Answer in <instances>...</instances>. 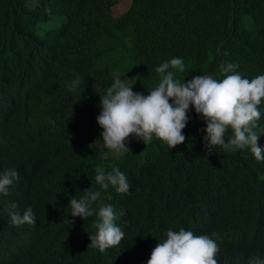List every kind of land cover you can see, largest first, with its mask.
Instances as JSON below:
<instances>
[{
  "label": "trees",
  "instance_id": "1",
  "mask_svg": "<svg viewBox=\"0 0 264 264\" xmlns=\"http://www.w3.org/2000/svg\"><path fill=\"white\" fill-rule=\"evenodd\" d=\"M121 1L0 0V78L4 70L41 69L52 59L54 82L29 106L35 116L46 113L47 121L55 126L42 131L35 145L41 149L56 144L62 151L80 152L74 169L89 179L103 162L101 152L88 145L100 127L96 120L102 110L100 96L106 95L113 73L136 77L132 90L142 94H149L158 83L155 69L173 58L185 63V72L176 73L182 82L195 75L222 79L221 62L236 64V71L249 80L264 75V0H131L129 8L118 15L115 9ZM74 61L82 65L80 71L73 68ZM77 76L79 87L69 91ZM258 110V145L264 147V132L260 131L264 99ZM188 116L182 133L185 142L177 150L132 143L123 166L132 175L133 187L124 197L113 199L117 194L109 192L112 199L104 201L116 214L121 210L127 214L126 219L125 214L118 215L125 230L121 243L103 253L88 247L89 235L97 231L94 214L64 231L60 245L66 243L65 238L75 242H69V250H62L58 264H69L76 256L77 264H147L151 247L166 239L169 229L181 228L216 240L218 264H250L253 258L264 257V231L257 229L264 225V160L257 161L249 149L226 152L217 147L226 168L240 162L244 189L238 201H245L234 211L238 201L228 203L231 199L216 212L206 209L218 176L211 167L201 174L199 159L204 153L200 143H204L206 124L191 106ZM231 136L229 129L226 139ZM59 195L56 190L55 196ZM174 199L175 206L182 204L183 209L166 218L165 205ZM52 203L58 202L45 194L30 206L38 210ZM92 207L97 209V204ZM203 209L208 212L207 223H196L202 220ZM253 209L257 224L219 216L223 212L248 215Z\"/></svg>",
  "mask_w": 264,
  "mask_h": 264
},
{
  "label": "clouds",
  "instance_id": "2",
  "mask_svg": "<svg viewBox=\"0 0 264 264\" xmlns=\"http://www.w3.org/2000/svg\"><path fill=\"white\" fill-rule=\"evenodd\" d=\"M127 5L128 1L120 8L125 11ZM52 64V59H48L41 69H7L0 78V264H51L54 260L58 264L62 250H69V242H75L65 238L66 243L61 246L59 238L64 231L76 221H88L94 214L97 231L89 235L88 247L103 253L119 245L125 230L118 215L125 213L121 210L116 214L113 206L104 201L112 199L109 192L117 194L113 199L124 197L133 187L132 175L123 166L132 143H155L169 151L177 150L176 146L185 142L182 133L189 122L190 106L206 124L202 130L204 143H200L204 153L199 159L201 174L211 167L218 176L212 183L206 209L216 212L229 199L228 203H236L244 189L240 162L226 168L217 147L226 152L249 149L257 161L264 160V147L258 145L261 136L256 131L261 117L258 106L264 99V75L249 80L236 71V64L221 62L222 79L195 75L182 82L176 73L185 72V63L173 58L155 69L159 81L149 94L133 92L136 77L128 79L119 72L113 73L106 95L100 96L102 110L96 117L100 127H96L93 142L88 145L101 152L103 162L93 179L84 178L74 169L80 152L62 151L56 144L41 149L35 145L36 139L44 135L42 131L55 126L47 121L46 113L35 116L29 106L39 100L40 91L53 84ZM81 66L78 61L73 62L75 70L80 71ZM80 83L77 76L70 82L69 91H75ZM229 129L232 136L226 139ZM260 131L264 132V128ZM56 190L59 196H55ZM45 194L58 203L40 205L38 210L30 206ZM244 201L239 200L232 211ZM93 204H97V209H93ZM165 207L166 218L183 209L182 204L175 206V199ZM42 210L54 217L42 215ZM254 212H223L219 216L232 222L257 224ZM203 215L196 223H207L208 212L204 209ZM258 223L261 224L259 220ZM257 229L264 231V225ZM213 235L218 237L217 233ZM151 248L154 249L147 264H218L216 240L188 229H169L166 239ZM58 253L59 257L53 258ZM78 262L76 256L69 264ZM250 264H264V257L257 256Z\"/></svg>",
  "mask_w": 264,
  "mask_h": 264
},
{
  "label": "rangeland",
  "instance_id": "3",
  "mask_svg": "<svg viewBox=\"0 0 264 264\" xmlns=\"http://www.w3.org/2000/svg\"><path fill=\"white\" fill-rule=\"evenodd\" d=\"M126 1H128V5H127V7H126V9H127L128 6H129V4H130V1H131V0H122L120 4H122V3L126 2ZM120 4H119V5H120ZM119 5H118V6H119ZM118 6H117V8L115 9V12H116L118 15H120V14H122V13L124 12V7L120 8V7H118ZM126 9H125V10H126Z\"/></svg>",
  "mask_w": 264,
  "mask_h": 264
},
{
  "label": "bare ground",
  "instance_id": "4",
  "mask_svg": "<svg viewBox=\"0 0 264 264\" xmlns=\"http://www.w3.org/2000/svg\"><path fill=\"white\" fill-rule=\"evenodd\" d=\"M55 13V12H54ZM40 45V44H39ZM41 53V52H40ZM48 57V56H47ZM52 58V57H51ZM134 63V62H133ZM132 66H133V64H131V69H132ZM135 68V67H134Z\"/></svg>",
  "mask_w": 264,
  "mask_h": 264
}]
</instances>
